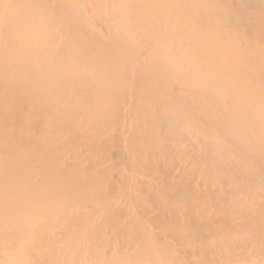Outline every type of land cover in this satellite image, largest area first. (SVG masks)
Wrapping results in <instances>:
<instances>
[{"label": "bare ground", "instance_id": "6f19581e", "mask_svg": "<svg viewBox=\"0 0 264 264\" xmlns=\"http://www.w3.org/2000/svg\"><path fill=\"white\" fill-rule=\"evenodd\" d=\"M0 264H264V0H0Z\"/></svg>", "mask_w": 264, "mask_h": 264}]
</instances>
